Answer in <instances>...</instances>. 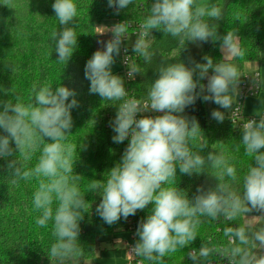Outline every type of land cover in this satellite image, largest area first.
<instances>
[{
	"label": "clouds",
	"instance_id": "obj_1",
	"mask_svg": "<svg viewBox=\"0 0 264 264\" xmlns=\"http://www.w3.org/2000/svg\"><path fill=\"white\" fill-rule=\"evenodd\" d=\"M134 2L107 0L108 7L117 15ZM52 8L62 28L53 31L51 39L57 61L66 65L78 45L77 6L74 0H55ZM222 17L220 6L200 0H153L131 45L135 56L151 62L154 53L150 51L148 37L157 30L177 38L182 49L188 42L219 41L222 59L214 63L211 56L205 55L204 63L192 61V66L182 61H163L156 69L158 76L144 101L125 99L129 91L124 78L112 71L122 43L128 39L127 21L111 28L101 27L96 33L111 32L112 36L107 41H98L103 48L96 50L85 64L89 92L98 94L103 101L119 102L110 122L115 133L112 140L118 144L128 140V144L120 161L107 171V178L90 180L86 192L79 185L81 175L74 172L78 147L68 142L73 126L71 109L79 106L76 91L62 84L33 85V96L28 103L21 102L19 96L15 102L0 100V130L4 133L0 134V158L7 160L12 183L38 181L33 195L34 210L39 213L36 224L45 227L52 223L54 242L48 257L58 264L76 261L83 255L80 223L91 208L85 199L88 193L101 197L95 211L109 226L121 218L127 220L150 203L153 205L147 218L139 222L138 239L129 251L141 262L163 264L165 256L181 251L196 240L205 218L216 221L223 217L230 222L224 229L229 247L209 242L198 250L192 248L187 252L192 264H212L210 257L214 255L231 258L234 264H264V227L250 232L246 225L237 223L253 211L264 213V118L247 119L242 124L241 143L252 162L243 176V190L238 191L233 187L237 170L229 158L212 151L202 155L208 144L204 142L199 122L195 117L189 119L183 115L199 98L228 110V118L233 123L243 119L241 106L234 102L242 76L231 61L243 58L245 50L237 31L218 33L219 26L211 21L219 22ZM124 51L127 53V48ZM128 61L129 56L125 55L127 76L134 79L141 74V68L136 62L129 65ZM205 79L206 85L201 83ZM253 83L255 87L259 85L258 75ZM210 115L218 123L226 118L225 112L219 109ZM37 152L36 164L26 167ZM208 167L215 170L214 188L198 186L190 198L172 186L176 184L177 168L181 174L191 176L203 173Z\"/></svg>",
	"mask_w": 264,
	"mask_h": 264
},
{
	"label": "trees",
	"instance_id": "obj_2",
	"mask_svg": "<svg viewBox=\"0 0 264 264\" xmlns=\"http://www.w3.org/2000/svg\"><path fill=\"white\" fill-rule=\"evenodd\" d=\"M54 2L55 0H0V100L9 99L15 102V98L19 96L21 102L28 103L33 96V85L49 84L55 87L62 84L76 91L75 98L79 106L71 109L73 126L68 142L78 147L74 172L81 175L79 185L81 191L86 192L90 180L107 178V171L120 161L128 144V140L119 144L112 140L115 133L110 122L116 115L119 102L103 101L98 94H90V81L85 78V64L97 50L99 36L96 29L102 22L112 19L118 22L127 21L134 28L138 27L148 15L153 0H135L133 5L121 10L118 15L114 14L113 8L108 7L107 0H74L77 6L75 30L78 45L66 65L57 61L58 54L51 39V33L62 28L52 8ZM200 2L216 4L222 8V20L211 21L219 26L220 35L227 31H237L245 55L231 62L243 66L245 63L264 61V0ZM151 35L150 51L154 53L151 62L135 56L132 48L127 49L133 62L140 66L141 74H137L134 79H128L125 67L116 73L124 78L125 87L129 91L125 99L146 100L151 83L158 76L156 69L163 61H182L192 66V61L204 63L205 55L211 56L214 63L222 59L219 41L197 44L188 42L182 49L177 38L157 30H153ZM201 83L204 84L205 80ZM70 100L71 97L69 102ZM213 105L219 108L215 103ZM183 115L189 119L195 117L199 122L204 142L208 144L201 152L202 155L206 156L212 151L223 153L229 158V162L237 170V181L233 187L242 191L243 176L252 162V157L245 154L241 143V129L227 117L222 123L212 119L207 113L205 102L199 98L194 105L185 109ZM0 134H4L2 130ZM38 156L39 152L26 163V167H33ZM16 158L22 160L19 156ZM176 177V184L172 186H177L190 198L196 194L198 186L214 188L217 184L215 170L210 167L199 175L191 176L181 174L177 168ZM37 189L38 181L35 179L12 183L7 160L0 158V264H43L44 261L47 264H58V261L48 257L50 246L54 242L51 235L52 223L49 222L45 227L36 224L39 213L34 210L33 195ZM85 199L89 201L91 208H88L80 223L79 242L83 247V255L78 260L66 261L65 264H100L98 248L101 238L118 231L131 232L136 241L138 224L147 218L153 207L150 203L127 220L121 218L119 222L109 226L95 211L101 197L88 193ZM237 223L246 225L253 232V226L244 217ZM229 224L223 217L216 221L205 218L196 240L181 251L165 256L163 264H192L187 252L192 248L198 250L203 243L229 247L224 236V229ZM223 258L226 257H210L212 264H220ZM142 263L154 264L147 260Z\"/></svg>",
	"mask_w": 264,
	"mask_h": 264
},
{
	"label": "rangeland",
	"instance_id": "obj_3",
	"mask_svg": "<svg viewBox=\"0 0 264 264\" xmlns=\"http://www.w3.org/2000/svg\"><path fill=\"white\" fill-rule=\"evenodd\" d=\"M119 23L117 20H106L102 22L96 29L98 32L102 30L101 27L111 28L114 24ZM98 41H107L111 38L112 33L107 32L103 35L98 34ZM135 35L129 34L128 39L122 43L121 52L116 57L114 64L112 65L113 74L124 70L123 63V49L132 48L131 45L135 41ZM151 41V35L148 37ZM103 45L97 42V50L102 49ZM264 58V53H262ZM133 63L132 57L129 58V65ZM233 63V62H231ZM239 70L241 74V81L239 85V92L237 97H234V102L241 104L243 115L248 119H259L264 118V61L261 63H245L243 66L237 63H233ZM128 69V67H127ZM211 70L209 75H211ZM259 76V90L254 95L249 94L245 98H241L243 92V79L249 78V86L254 85L253 80ZM205 85L207 84V79H205ZM207 113L210 115L214 109H219L225 112V117L228 118V110L222 108H216L213 102H205ZM211 116V115H210ZM242 135V128H241ZM246 222L253 226V232L264 227V213L253 211L248 215L244 216ZM136 241L133 238L131 232L118 231L115 234L101 238L99 248H98V262L100 264H128V245H134ZM47 264V262H43Z\"/></svg>",
	"mask_w": 264,
	"mask_h": 264
},
{
	"label": "built area",
	"instance_id": "obj_4",
	"mask_svg": "<svg viewBox=\"0 0 264 264\" xmlns=\"http://www.w3.org/2000/svg\"><path fill=\"white\" fill-rule=\"evenodd\" d=\"M139 33V26L138 27H133L129 24V30H128V34H127V37L129 34H133L135 36H137ZM125 55L129 56V58L131 57L130 53L128 52L127 50V53H125L124 49H123V63H124V67L125 69L128 71L127 69V64L124 62V57ZM129 62V61H128ZM127 71H126V75H127ZM128 78V76H127ZM129 79V78H128ZM248 77L247 78H244L243 80V92H242V96L241 98H245L246 96H248L249 94L251 95H254L256 92H258L259 90V86L255 87V85H252V86H249V83H248ZM128 99V98H127ZM239 106H241L240 102H239ZM242 108V106H241ZM153 113H148L147 115H152ZM242 116H243V119H237L233 124L237 127H239L240 129L242 128V124L247 122V119L244 115H243V112H242ZM133 245H128V248H127V253H128V264H143L139 258H136L132 255L129 254V251L131 249ZM220 264H234V261L229 259V258H223L222 259V262Z\"/></svg>",
	"mask_w": 264,
	"mask_h": 264
},
{
	"label": "crops",
	"instance_id": "obj_5",
	"mask_svg": "<svg viewBox=\"0 0 264 264\" xmlns=\"http://www.w3.org/2000/svg\"><path fill=\"white\" fill-rule=\"evenodd\" d=\"M221 55H222V53H221Z\"/></svg>",
	"mask_w": 264,
	"mask_h": 264
}]
</instances>
